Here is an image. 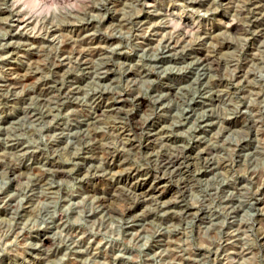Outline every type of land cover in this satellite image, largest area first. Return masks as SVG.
I'll use <instances>...</instances> for the list:
<instances>
[{
    "label": "rangeland",
    "instance_id": "374dc122",
    "mask_svg": "<svg viewBox=\"0 0 264 264\" xmlns=\"http://www.w3.org/2000/svg\"><path fill=\"white\" fill-rule=\"evenodd\" d=\"M0 264H264V0H0Z\"/></svg>",
    "mask_w": 264,
    "mask_h": 264
},
{
    "label": "clouds",
    "instance_id": "9594fccd",
    "mask_svg": "<svg viewBox=\"0 0 264 264\" xmlns=\"http://www.w3.org/2000/svg\"><path fill=\"white\" fill-rule=\"evenodd\" d=\"M21 2H22V0H13V7L17 6Z\"/></svg>",
    "mask_w": 264,
    "mask_h": 264
},
{
    "label": "bare ground",
    "instance_id": "6f19581e",
    "mask_svg": "<svg viewBox=\"0 0 264 264\" xmlns=\"http://www.w3.org/2000/svg\"><path fill=\"white\" fill-rule=\"evenodd\" d=\"M32 1H36V0H32ZM136 119V118H135ZM165 159H167V158H165ZM178 160V159H177ZM174 161V159L172 160V159H169L166 163H172ZM166 165V164H165ZM169 165V164H168Z\"/></svg>",
    "mask_w": 264,
    "mask_h": 264
}]
</instances>
